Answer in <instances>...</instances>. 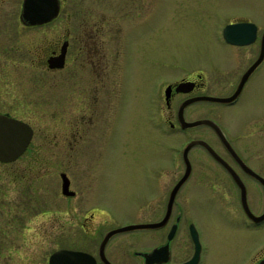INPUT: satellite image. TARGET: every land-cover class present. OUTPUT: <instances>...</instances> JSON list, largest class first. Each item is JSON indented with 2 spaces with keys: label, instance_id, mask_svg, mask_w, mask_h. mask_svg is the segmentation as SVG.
Segmentation results:
<instances>
[{
  "label": "flooded vegetation",
  "instance_id": "flooded-vegetation-1",
  "mask_svg": "<svg viewBox=\"0 0 264 264\" xmlns=\"http://www.w3.org/2000/svg\"><path fill=\"white\" fill-rule=\"evenodd\" d=\"M58 2L59 11L52 19L32 24L23 15L24 0H0V114L22 119L33 128L32 138L24 152L15 160L0 161V164H12L21 160L42 164L46 157H51L46 155L49 151L56 160L60 150H66L64 167L59 169L60 179H56V172L52 180L46 172L38 174L40 188L31 194L36 201L27 207V212L31 213L34 219L32 222L29 220V224L24 222V206L21 201L19 204L18 200L20 194L26 190H0V264H42V260H46L45 264H50L51 254L60 248L85 251L95 258L96 264H109L101 257V242L107 231L126 225L108 227L102 238L95 243L93 251L73 245L74 223L86 232L95 225L96 218L99 217L95 211L107 210L113 213L111 207L103 203V190L98 192L93 188L96 182L90 174L93 176L94 164L92 158L88 157L86 146L96 136L100 154L99 165H102L109 147L114 146L116 141L118 120L127 92L132 104L130 58L127 63V52L132 43V0ZM62 9L65 11L62 12ZM243 10L229 22H253L255 28L250 30L247 24L241 36L242 39L248 38L249 41L245 43L231 42L223 35L224 40L233 47V58L242 62L235 70L227 69L230 76L225 84L226 93L208 92L213 74L205 64L190 74L170 80L167 75H161L162 81L156 86L155 103L151 102L150 114L152 113L154 122L162 132L192 129L201 124L182 126L180 108L184 101L206 95L233 97L229 101L198 98L185 105L182 112L186 118L188 107L198 102H223L234 106L231 113L232 123L243 140V149L247 156L241 158L251 169L243 166L233 156L217 134L223 152L228 155L219 153L246 185L250 209L258 219L250 216L242 205L241 217L245 225L238 222L239 218L236 217L232 218L237 221L233 222L231 227L242 229L240 225H243V229L259 235L258 238L262 241L255 250L257 254L254 255V252L251 260L245 264H264V19L257 17L264 9L256 13V4L246 3ZM252 66L253 69L242 82L245 73ZM42 98H49L50 108H42L39 103ZM194 110L197 111L195 105ZM206 113H216V107L211 105ZM26 116L30 119H25ZM41 116L49 118L39 121ZM31 117H34V120ZM130 120L132 123V107ZM224 134L226 135L225 132ZM195 138L199 137L191 140ZM212 157L215 162H210L211 170H208L207 174L211 175L215 182L211 183L210 187H202L195 182L196 189L192 192L197 189L204 191V197L213 203L214 213L219 208L224 211V216H237L220 197H227L236 190L241 201V187L229 168L213 155ZM46 164L56 171L52 160H48ZM191 166V173L180 186L168 219L160 225L144 228L149 235L147 247L133 251L143 264L208 263L212 251V228L207 223L213 226V222L207 220V227L200 225L193 219H197V207L191 211V204L188 205L190 216H184L185 205H179L178 202L180 190L196 173L197 167L192 160ZM186 167L184 163L182 174L172 184L165 202L159 207L161 214L157 218L138 222L156 223L166 216L170 192L183 176ZM199 169L202 174L206 171L202 167ZM62 171L66 173L69 182L67 193L62 190ZM19 179L22 178L16 179L18 185ZM253 183H256L261 195L259 209H255L249 199L254 190ZM109 191L113 190H105L106 193ZM9 192L16 194L12 195L10 203L7 204L3 198L7 197ZM192 196L191 193V201ZM57 202L63 203L66 208V220L60 223L56 216ZM74 211L79 214L83 212L82 217L74 220ZM32 217L30 215L29 218ZM229 223L230 221L227 226ZM133 230L137 229L121 232ZM117 233L110 236L104 249L112 264H120L121 261L119 244L112 242ZM60 241L61 246L52 249L49 255L45 256L48 248ZM124 252L127 253L125 249ZM128 253L132 256V250ZM144 253H147V256ZM128 261L132 263V258Z\"/></svg>",
  "mask_w": 264,
  "mask_h": 264
},
{
  "label": "rangeland",
  "instance_id": "rangeland-1",
  "mask_svg": "<svg viewBox=\"0 0 264 264\" xmlns=\"http://www.w3.org/2000/svg\"><path fill=\"white\" fill-rule=\"evenodd\" d=\"M246 3L256 4V13L264 9V0H132V43L127 52V63L130 58L132 66V104L127 92L124 97V108L118 120L116 141L113 143L114 146L109 147L102 165H99L100 154L96 136L86 146L88 157L92 158L94 164L93 176L90 174L96 182L93 188L98 192L100 189L103 190V203H107L113 213L107 210L95 211L99 217L96 218L95 225L86 232L74 223L73 245L93 251L95 243L102 238L108 227L157 218L161 214L160 208L172 184L183 172L185 163L183 148L191 138H203L218 152L227 154L223 152L219 136L211 126L201 124L192 129L162 132L154 122L150 109H152L151 102L155 103L154 93L156 86L162 81L161 75H167L170 80L190 74L205 65L213 74L208 92L226 93L225 84L230 76L227 69L235 70L242 62L233 58V47L224 40L223 28L244 11L243 6ZM64 11L62 9V12ZM257 17L264 19V12ZM49 98L40 99L42 108H50ZM194 105L197 111L194 110ZM211 105L216 107L214 114L206 113ZM233 109L234 106L223 102L212 104L198 102L188 107L186 118L215 119L239 155L246 158L243 140L232 123ZM48 118L49 116H41L39 121ZM25 119L30 117L26 116ZM31 119L34 120V117ZM46 155L51 157H46L42 164L27 163L22 160L12 164H0V190L16 188L26 190L18 197L19 204L21 201L24 206L26 225L29 224V220L31 222L34 220L32 214L27 212V207L36 201L31 194L35 193V189L40 188L37 181L38 174L46 172L52 180L56 172V179H60L59 169L64 167L66 150H60L56 160L53 159L51 151ZM189 156L195 162L197 170L180 190L178 202L179 205H185L184 216L187 217L190 216L188 205L191 204V211L197 207L195 212L197 219H193L204 227L208 225L212 228V251L207 264H245L262 240L258 238L256 232L243 229L245 225L241 217L243 208L238 192L235 190L227 197H220L237 216H224V211L219 208L214 213L213 203L204 197L205 192L198 189L192 191L196 189L195 182L202 187H210V184L215 182L211 175L207 174L208 170H211L210 162L215 160L201 144L194 145ZM48 160L54 162L56 171L51 165L46 164ZM200 167L206 170L204 174L200 171ZM23 174L30 176L23 177ZM17 178H22L19 179V185L16 182ZM252 185L254 190L249 195V199L251 205L259 209L261 195L256 183ZM106 189L113 191L106 193ZM205 189L209 193V190ZM8 194L3 198L7 204L16 193ZM65 210L63 203L57 202L58 223L66 220ZM82 214L83 212L79 214L74 211L73 219H80ZM30 215L32 218H29ZM236 217L239 218L238 222L243 223L240 225L242 229L231 227L232 223L237 221L232 218ZM207 220H211L213 226H210ZM228 221L230 223L227 226ZM147 237L149 238V235L144 228L117 233L112 242L116 241L119 244L120 264H143L133 251L146 248ZM60 243L62 241L50 246L45 256L49 255L52 249L61 246ZM131 250L132 256L128 253ZM129 256L132 258V263L128 261ZM45 261L42 260V264H45Z\"/></svg>",
  "mask_w": 264,
  "mask_h": 264
},
{
  "label": "water",
  "instance_id": "water-1",
  "mask_svg": "<svg viewBox=\"0 0 264 264\" xmlns=\"http://www.w3.org/2000/svg\"><path fill=\"white\" fill-rule=\"evenodd\" d=\"M59 11V2L58 0H24L23 3V15L27 21L30 23H38V22H44L47 20L52 19ZM247 24L250 26V30H253L255 28L252 25L253 22L247 23L243 21L238 22H231L224 26L223 28V34L225 38L231 42L235 43H245L248 42L247 39H242L241 36L243 34V31L245 28H247ZM254 66H252L244 75L242 82L247 78L249 75L251 69H253ZM198 98H206L211 100H217V101H229L233 97H220V96H201V97H194L187 99L183 102L180 108V120L183 127H191L202 123L210 124L217 134L220 136L222 141L224 142L225 146L230 150V152L235 156L240 163L248 167V169H251L241 158V156L238 154V152L234 149L232 144L227 139L226 135L224 134L221 126L213 119L210 118H200L196 120H187L183 116V108L185 105H187L189 102H192ZM33 135V128L32 126L19 118L10 117L5 114H0V161H12L18 158L24 150L27 148L31 138ZM201 144L205 146L208 151L219 161H221L224 165H226L229 170L232 172V175L234 176L235 180L241 187V202L245 209V211L252 216L255 220L258 219V216H256L252 210L250 209L248 198H247V189L244 182L239 177L238 173L234 170V168L224 159V157L205 139L203 138H195L190 140L187 145L185 146L183 150V157L186 162V170L183 174V176L177 181V183L174 185L170 192L169 196V208L166 216L159 222L156 223H148V222H137L132 224H126L120 227L113 228L109 230L100 245V254L101 257L109 264H112L105 255V246L110 238V236L114 233L131 230V229H137V228H145L147 226L152 225H160L164 223L171 213V207L175 201L176 195L178 193V190L180 186L183 184V182L189 177L191 173V161L189 157V151L190 149L196 145ZM62 177V190L64 193L68 192L69 188V182L67 175L64 171L61 172ZM155 253V252H154ZM147 256V253H144ZM50 264H96L95 258L88 252L81 251V250H75V249H67V248H60L55 250L51 256H50Z\"/></svg>",
  "mask_w": 264,
  "mask_h": 264
}]
</instances>
